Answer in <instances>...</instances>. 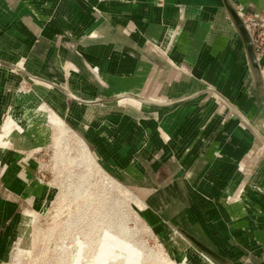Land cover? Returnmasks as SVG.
<instances>
[{
	"label": "crops",
	"instance_id": "obj_1",
	"mask_svg": "<svg viewBox=\"0 0 264 264\" xmlns=\"http://www.w3.org/2000/svg\"><path fill=\"white\" fill-rule=\"evenodd\" d=\"M231 6L264 19V0H0V131L14 106H37L31 94L23 102L26 80L51 106L6 136L13 148L0 155L1 264L47 195L19 149L46 113L68 120L100 166L101 120L147 174L157 176L151 163L161 158L162 174H176L179 195L194 199L193 238L211 259L264 264V83Z\"/></svg>",
	"mask_w": 264,
	"mask_h": 264
},
{
	"label": "rangeland",
	"instance_id": "obj_2",
	"mask_svg": "<svg viewBox=\"0 0 264 264\" xmlns=\"http://www.w3.org/2000/svg\"><path fill=\"white\" fill-rule=\"evenodd\" d=\"M30 82L26 80L19 86L21 92L27 93L23 102H29L28 94H31L37 98V106L16 105L11 109L0 131V149L9 146L6 136L11 125L23 132L36 121L39 110L51 107L35 96ZM212 95L223 105L216 92ZM30 104L34 105V101ZM81 114L77 109L74 122L79 128L83 121ZM44 118L30 129V135L21 137L20 144L27 146L26 150L19 149L35 162L37 179L47 195L42 208L26 216L27 230L20 239L13 241L11 260L5 264H218L185 236L184 232L191 239L193 236L194 199L179 195L185 185L176 179V174L172 171L162 174L161 158L151 163H156L157 176L147 174L133 150L116 141L111 125L104 120H101V144L106 148L101 149V155L106 156L105 162L100 161L89 146L101 167L130 189L142 201L143 208L118 190L116 192L102 181L94 167L88 165L81 150L83 140L78 136L82 134L77 132V135L68 126V120L61 115L49 117L48 113ZM58 121L64 124L63 129ZM143 145L146 147L147 141ZM10 147L1 149L0 155ZM146 150L151 153L150 149ZM152 205L172 222L164 220V214L153 212ZM107 220L109 223H105ZM180 223L189 229L184 230Z\"/></svg>",
	"mask_w": 264,
	"mask_h": 264
},
{
	"label": "bare ground",
	"instance_id": "obj_3",
	"mask_svg": "<svg viewBox=\"0 0 264 264\" xmlns=\"http://www.w3.org/2000/svg\"><path fill=\"white\" fill-rule=\"evenodd\" d=\"M34 96V95H33ZM55 121V120H54ZM58 123H59V125L61 124V122L60 121H58ZM57 123V124H58ZM56 124V125H57ZM61 126H63L62 127V129L64 128V124H61ZM65 129H66V127H65ZM64 129V130H65ZM67 131H68V128H67ZM66 131V132H67ZM65 133V132H64ZM73 135H74V133H73ZM81 141V140H80ZM78 142V141H77ZM80 143V142H79ZM79 143H78V145H79ZM82 149L81 150H83L82 151V153H83V157L85 158V160H87L86 162H88V165L93 169V167H94V170L96 169L97 171H98V173H100V178L102 179V181H104L106 184H108L111 188H113V189H116V192H117V190L120 192V193H122L123 195H124V197H126V198H129L130 200H134V201H136V203H138V205H140L141 207H143L144 208V204L143 203H141L142 201L139 199V198H137V197H135L134 196V194L130 191V189H128L126 186H124L121 182H119L118 180H116L114 177H112L110 174H108L98 163H97V161L95 160V158H94V156L92 155V153L90 152V150L88 149V147H87V145L82 141ZM81 147V146H80ZM79 185V184H78ZM83 188V187H82ZM88 189V188H87ZM93 192V191H92ZM84 194H86V193H84ZM84 194H82V195H84ZM92 194H94V193H92ZM92 194L90 195V197L92 196ZM119 194V193H118ZM99 196H97V198H98ZM87 198V197H86ZM99 200V199H98ZM102 200V199H101ZM106 200V199H105ZM99 202H102V201H99ZM98 204V203H97ZM102 204H104V203H102ZM101 205V204H100ZM106 205V204H105ZM112 205V204H111ZM103 207V206H102ZM102 207H101V209H102ZM106 207V206H105ZM100 208V207H99ZM98 209V208H97ZM103 210V209H102ZM113 210V209H112ZM119 212V211H118ZM124 213V212H123ZM115 214V213H114ZM117 214V213H116ZM113 215V214H112ZM110 216V215H109ZM104 217V216H103ZM112 217H114V216H112ZM105 218H107L106 216H105ZM122 218H123V216H122ZM115 219V218H114ZM109 220V219H108ZM108 220H107V222H105V223H109L108 222ZM102 221V220H101ZM115 221V220H114ZM114 221H112L113 222V224L115 223ZM122 221V220H121ZM102 223V222H101ZM111 223V222H110ZM112 224V223H111ZM116 224V223H115ZM103 225H104V223H103ZM122 226V225H121ZM113 227H115V226H113ZM116 228V227H115ZM114 228V229H115ZM119 228H121L120 226H119ZM148 228V227H147ZM144 229V228H143ZM148 230L146 229V232H147ZM123 232V231H122ZM151 232V231H150ZM123 234H124V232H123ZM127 234V233H126ZM122 235V234H121ZM128 236V235H127ZM164 259V258H163Z\"/></svg>",
	"mask_w": 264,
	"mask_h": 264
},
{
	"label": "water",
	"instance_id": "obj_4",
	"mask_svg": "<svg viewBox=\"0 0 264 264\" xmlns=\"http://www.w3.org/2000/svg\"><path fill=\"white\" fill-rule=\"evenodd\" d=\"M230 10H231V14H232V16H233V18L235 20V24H236L237 28L241 31V33L243 34V36H244V38H245V40L247 42L250 59H251L252 63L260 71V74H261V77H262L263 83H264L263 71H262L261 64H260L256 49H255L254 38H253V36L251 34V31H250L246 21L239 14V12L236 10V8L234 6H231ZM209 90L216 92V94L219 95V97L224 98L218 91H216L214 89H209ZM184 234H185L186 237L189 238V240L192 243L194 242V244H196L199 247L198 249H200L203 254H206L210 258L212 257V255L209 252V249L206 246H204V245H202V244H200L198 242H195L196 240L193 238V236H192V239H191L189 234H186L185 232H184Z\"/></svg>",
	"mask_w": 264,
	"mask_h": 264
},
{
	"label": "built area",
	"instance_id": "obj_5",
	"mask_svg": "<svg viewBox=\"0 0 264 264\" xmlns=\"http://www.w3.org/2000/svg\"><path fill=\"white\" fill-rule=\"evenodd\" d=\"M237 11L251 31L258 55L264 57V19L247 14L242 7H238Z\"/></svg>",
	"mask_w": 264,
	"mask_h": 264
}]
</instances>
